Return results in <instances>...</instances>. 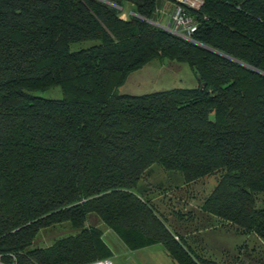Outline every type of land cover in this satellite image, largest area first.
Masks as SVG:
<instances>
[{"label":"trees","instance_id":"obj_1","mask_svg":"<svg viewBox=\"0 0 264 264\" xmlns=\"http://www.w3.org/2000/svg\"><path fill=\"white\" fill-rule=\"evenodd\" d=\"M199 1L185 8L189 43L155 22L171 0H0L2 264L109 260L92 217L129 252L161 245L175 264H216L133 193L152 166L185 184L217 176L201 213L264 239V0ZM84 42L98 45L70 52ZM156 60L187 65L198 87L116 93ZM56 87L61 101L34 95ZM64 224L75 235L34 246Z\"/></svg>","mask_w":264,"mask_h":264},{"label":"rangeland","instance_id":"obj_2","mask_svg":"<svg viewBox=\"0 0 264 264\" xmlns=\"http://www.w3.org/2000/svg\"><path fill=\"white\" fill-rule=\"evenodd\" d=\"M166 2V1H165ZM163 13H171V4L164 3ZM130 7H125L126 19ZM168 14V17H169ZM165 18V17H164ZM164 18H155L166 26ZM98 45L84 42L70 45L71 53L88 50ZM198 82L185 64L153 61L132 73L125 84L117 90L119 96H144L171 90H193ZM35 96L52 101H61L64 96L59 88H52ZM217 184V176H210L192 184H185L178 173L163 171L152 166L137 184L133 193L150 202L160 222L172 237H178L190 250L193 257L216 264H264V239L240 233L216 218L206 217L200 207ZM256 209H264V195L256 196ZM96 226L103 234V241L110 251L111 264H175L161 245H154L136 252H129L118 238L92 217L87 226ZM238 231V232H237ZM75 235L69 225L56 226L38 234L36 248L50 247L54 242Z\"/></svg>","mask_w":264,"mask_h":264},{"label":"built area","instance_id":"obj_3","mask_svg":"<svg viewBox=\"0 0 264 264\" xmlns=\"http://www.w3.org/2000/svg\"><path fill=\"white\" fill-rule=\"evenodd\" d=\"M171 1L174 2V6L170 15L169 23L166 26L158 27L170 35H173L186 42L192 43L191 37L196 31V23L194 19L186 13V9L197 10L199 9L201 3L199 0ZM0 264H2L1 261ZM93 264H111V262L109 260H104L95 262Z\"/></svg>","mask_w":264,"mask_h":264},{"label":"crops","instance_id":"obj_4","mask_svg":"<svg viewBox=\"0 0 264 264\" xmlns=\"http://www.w3.org/2000/svg\"><path fill=\"white\" fill-rule=\"evenodd\" d=\"M163 6H164V5H163ZM163 11H164V8L162 9V12H163ZM168 14H169V13H168ZM168 14H167V13H166V14L163 13V16H162V17H163V18L165 17L163 21H166V19L168 20ZM162 17H161V18H162ZM168 23H169V22H167L166 24H168Z\"/></svg>","mask_w":264,"mask_h":264},{"label":"water","instance_id":"obj_5","mask_svg":"<svg viewBox=\"0 0 264 264\" xmlns=\"http://www.w3.org/2000/svg\"><path fill=\"white\" fill-rule=\"evenodd\" d=\"M205 86L203 85L202 88H204Z\"/></svg>","mask_w":264,"mask_h":264}]
</instances>
